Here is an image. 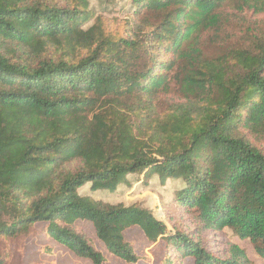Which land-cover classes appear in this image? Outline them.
Returning <instances> with one entry per match:
<instances>
[{"label":"trees","instance_id":"16d2710c","mask_svg":"<svg viewBox=\"0 0 264 264\" xmlns=\"http://www.w3.org/2000/svg\"><path fill=\"white\" fill-rule=\"evenodd\" d=\"M102 1L126 3L122 30L89 0H0V264H19L38 232L106 264L79 221L127 264L146 259L125 239L133 226L163 241L160 264H254L233 238L264 262V18L245 13L264 0ZM206 33L226 51L205 56ZM131 175L183 181L174 231L79 192Z\"/></svg>","mask_w":264,"mask_h":264},{"label":"rangeland","instance_id":"374dc122","mask_svg":"<svg viewBox=\"0 0 264 264\" xmlns=\"http://www.w3.org/2000/svg\"><path fill=\"white\" fill-rule=\"evenodd\" d=\"M123 4L126 3H124V1H118L117 5L113 6L102 0H89L90 8L97 14H103L112 18L110 21L112 29L118 30H122L126 18ZM245 13L252 23L253 21L257 22L264 18V13L262 12L254 14L252 11H246ZM230 14L235 15L237 13L235 9H232ZM232 18L236 19L234 16ZM241 41L242 39L238 37L231 38L227 46L229 47V45H231L237 48ZM200 46L203 54L207 57H215L226 51V45L222 46L219 42L214 41L213 35H208V33L204 35V39L201 41ZM171 96H174L176 99L178 98L175 94ZM255 144L264 151V141L255 140ZM129 178L130 182L127 185L120 186L115 192L91 191L88 185L82 187L79 192L83 195H89L109 203L140 204L143 207L151 209L159 219H162L169 231H174L175 226L178 224L166 220L165 215L166 210L173 211L172 200L175 191L183 185V181L180 179H169L165 184H161L155 175L150 177L146 182L142 180V176L131 175ZM181 223L186 226L184 220H182ZM78 225L104 253L106 256V264H127L119 258L110 255L105 250L103 244L96 238L93 227L89 222L79 221ZM38 229H40V227ZM207 234L212 238L216 236L214 231H208ZM124 236L126 240L133 243L136 253L146 258L145 260L139 261L137 264H160V260L165 253V247L161 239H157L155 242L148 241L137 226L127 229L124 232ZM211 240L212 239H210V241ZM233 240L240 246L246 248L254 264H264L263 260L255 254L251 245L245 241L237 240L236 238H233ZM23 244V257L19 264H91L89 260L77 257L65 246L53 239L44 237L41 232L27 237ZM209 248L214 251L217 246H215L213 242H210ZM181 264H193V262L190 258H184Z\"/></svg>","mask_w":264,"mask_h":264}]
</instances>
